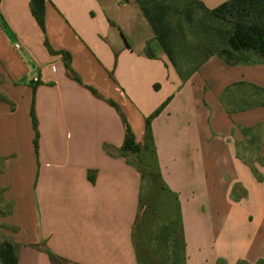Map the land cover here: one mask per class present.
<instances>
[{
	"label": "crops",
	"instance_id": "0c3cea01",
	"mask_svg": "<svg viewBox=\"0 0 264 264\" xmlns=\"http://www.w3.org/2000/svg\"><path fill=\"white\" fill-rule=\"evenodd\" d=\"M200 1L213 9L228 0ZM30 2L0 0V188L14 204L5 221L16 228L17 264H52L48 251L62 264H138L141 175L108 150L122 147L126 127L94 91L119 106L137 143L165 104L151 128L162 179L180 202L186 264L264 261V164L253 162L259 181L237 156V127L264 125V106L229 114L221 102L234 84L264 90V62L250 52L235 65L212 56L182 81L135 2L133 17L116 19L99 17L100 0H46L45 32ZM48 47L69 53L74 73ZM233 91L246 101L253 89ZM236 186L246 191L239 200Z\"/></svg>",
	"mask_w": 264,
	"mask_h": 264
},
{
	"label": "trees",
	"instance_id": "16d2710c",
	"mask_svg": "<svg viewBox=\"0 0 264 264\" xmlns=\"http://www.w3.org/2000/svg\"><path fill=\"white\" fill-rule=\"evenodd\" d=\"M45 1L31 0L30 2L31 13L43 32H45ZM134 1L149 23L154 33V39L182 81H187L212 56H218L227 64L235 65L247 62L246 53L250 52L264 62V0H228L213 9L207 8L200 0H182L185 1L182 7L176 6L175 0ZM204 17L212 18L216 25L214 27L207 25L204 22ZM46 45L48 46L47 42ZM48 49L52 53L62 55L66 68L74 73L70 66L71 56L69 53L54 52L50 47ZM148 53L153 56L149 44ZM3 82L4 78L0 75V85ZM240 86H248L253 89L247 94L249 100L241 101L235 95L233 90H238ZM94 93L116 108L126 127L122 147L120 149L108 147V150L114 154L128 157L127 162L136 166L142 182L146 171L140 170L131 158L137 157L144 161L147 156L146 159L149 160L152 168L147 171V174L153 182V194L161 192L170 198L173 216L166 224L159 227L157 232H152L148 240V245L151 246L150 250L155 255H159L156 264H186V242L180 202L177 194L172 192L162 179L151 128L153 118L162 111L165 104L145 119L143 143H137L119 106L112 100L102 97L98 92L94 91ZM0 100L5 101L1 93ZM221 102L229 114L264 106V90L249 84H234L225 91ZM30 115L35 130L34 146L37 152L38 132L33 108H31ZM238 129L249 143L244 146H241L242 142L237 143V156L250 166L256 178L261 181L262 177L255 170L253 162L264 164V158L259 153L264 145V125L259 124L249 128L238 127ZM254 147L255 151L252 150ZM2 160L0 157V173L3 171ZM1 193L2 190H0V195ZM245 195L246 191L239 186H236L232 191L234 200H239L241 196ZM2 201L8 205V211L2 216H7L11 212V204L3 198ZM139 202H141V193ZM136 223L137 221L134 224L133 235ZM47 253L52 264H62L59 256L50 251ZM136 254L138 264H152L146 254L137 247ZM0 261L2 264H17L15 247L12 242L0 245ZM237 264L249 263L239 261ZM256 264H264V261L261 260Z\"/></svg>",
	"mask_w": 264,
	"mask_h": 264
},
{
	"label": "rangeland",
	"instance_id": "374dc122",
	"mask_svg": "<svg viewBox=\"0 0 264 264\" xmlns=\"http://www.w3.org/2000/svg\"><path fill=\"white\" fill-rule=\"evenodd\" d=\"M121 1L125 3L129 2V5L123 8L121 5H119ZM134 2H135L134 0H100L99 5L100 6L102 5L104 7L105 12L104 13L100 12L99 17L101 18L108 16L109 18L113 17L116 19H120V18L124 19L127 16L133 17L135 12ZM184 2L185 1L182 0H175V4L178 7H182ZM204 22L212 27L216 25V22L210 17H204ZM238 127H242V126H238ZM248 143H249L248 139L244 137L241 146H244L245 144ZM252 150L255 151V147ZM146 158L147 156H145L144 161L140 160V158L137 157L131 158V160L136 165H138L140 170L146 171V175L142 182L141 202L139 206L138 215L136 218L137 223L135 228L134 241L136 247L146 254V257L149 258L150 262L152 264H156L157 260H159V255H155L154 252L150 250L151 246L148 245L149 236L152 232H157L158 228L166 224L168 220L173 216V207L168 195H165L161 192H158L157 194H153V182L151 177L147 174V171L151 170L152 168L149 164L150 163L149 160H147ZM2 159L3 160L1 165L2 167H4V158ZM157 163L159 165L158 158H157ZM0 190H2V193L0 195V245H1L5 242H11L10 234L16 228L10 226L5 221V219L12 214L14 204L13 202L7 201L5 199L4 197L5 190L2 188H0ZM1 196L5 201L11 204V212L7 216H2L5 215V213L8 211V205L7 203L2 201ZM0 264H2L1 261Z\"/></svg>",
	"mask_w": 264,
	"mask_h": 264
},
{
	"label": "built area",
	"instance_id": "2783aa9c",
	"mask_svg": "<svg viewBox=\"0 0 264 264\" xmlns=\"http://www.w3.org/2000/svg\"><path fill=\"white\" fill-rule=\"evenodd\" d=\"M14 49L19 50V49H20L19 44H15V45H14Z\"/></svg>",
	"mask_w": 264,
	"mask_h": 264
}]
</instances>
